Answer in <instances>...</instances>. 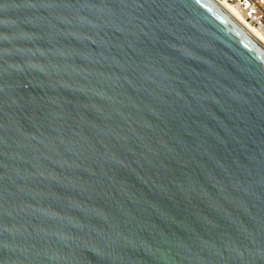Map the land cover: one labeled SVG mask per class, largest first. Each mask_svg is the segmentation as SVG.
I'll return each mask as SVG.
<instances>
[{"label":"water","instance_id":"obj_1","mask_svg":"<svg viewBox=\"0 0 264 264\" xmlns=\"http://www.w3.org/2000/svg\"><path fill=\"white\" fill-rule=\"evenodd\" d=\"M0 264H264V45L216 0H0Z\"/></svg>","mask_w":264,"mask_h":264},{"label":"built area","instance_id":"obj_2","mask_svg":"<svg viewBox=\"0 0 264 264\" xmlns=\"http://www.w3.org/2000/svg\"><path fill=\"white\" fill-rule=\"evenodd\" d=\"M234 11L264 45V0H216Z\"/></svg>","mask_w":264,"mask_h":264},{"label":"bare ground","instance_id":"obj_3","mask_svg":"<svg viewBox=\"0 0 264 264\" xmlns=\"http://www.w3.org/2000/svg\"><path fill=\"white\" fill-rule=\"evenodd\" d=\"M222 5V4H221ZM224 8H226L247 30H249L248 29V27L242 22V20L238 17V15L234 12V11H232L229 7H226L225 5H222ZM250 31V30H249ZM259 40V39H258ZM260 41V40H259ZM261 42V41H260ZM262 43V42H261Z\"/></svg>","mask_w":264,"mask_h":264}]
</instances>
